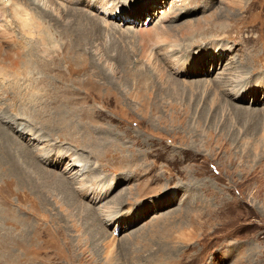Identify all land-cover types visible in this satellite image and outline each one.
I'll use <instances>...</instances> for the list:
<instances>
[{"label":"rangeland","instance_id":"obj_1","mask_svg":"<svg viewBox=\"0 0 264 264\" xmlns=\"http://www.w3.org/2000/svg\"><path fill=\"white\" fill-rule=\"evenodd\" d=\"M109 1L146 13L27 0L0 17V127L45 172L27 189L0 139V264H264V0ZM229 74L261 95L224 92ZM62 149L83 191L70 161L45 163Z\"/></svg>","mask_w":264,"mask_h":264},{"label":"bare ground","instance_id":"obj_2","mask_svg":"<svg viewBox=\"0 0 264 264\" xmlns=\"http://www.w3.org/2000/svg\"><path fill=\"white\" fill-rule=\"evenodd\" d=\"M23 1H25V3L27 2V0H0V17L7 19V14L8 13H13L17 9L18 6H21V4H23ZM32 1L34 3L40 5V6L48 7V6L51 5L50 4L51 0H32ZM155 2H156L155 5L156 4H160L158 2V0H155ZM56 3L58 4V6L55 7V10H57V11L69 9L68 3H75V4H79V5L80 4L81 5L83 4L86 7L94 8L96 10V12L98 13V16L99 15H100V17L102 16V19L101 20L104 23H108L109 21H112V19L115 18V16H118V15H116V12L119 11V10H121V8H122V7H119L118 4L112 3L109 0H100V1H98V0H56ZM153 8H155V7L153 6ZM149 10H150V8H148V11ZM74 11L80 12V10H78V9H74ZM134 13L136 14L135 16L134 15H131V14H134ZM144 13H146V12L143 11V9L140 8V7L137 9L136 12H133V10L131 9L129 13H126L125 9H123L119 13L120 18H117V20H121L122 22L125 21L123 19V17L125 16V14H127L129 21L139 22V20L144 16ZM109 18H111V19H109ZM136 18H138V19H136ZM166 19H167V15L161 13L160 17L158 18L159 24H162V22L165 21ZM138 33L141 34V36H140L141 39H143V38L150 39V35H151L150 33H148L147 35H146V32L145 31L138 32ZM142 34H144V35H142ZM48 39H49V41L53 40V38H50V37H48ZM72 41L74 42V40H72ZM79 41H80V39H79ZM177 46H178V41L171 43L168 48L169 49H171V48L174 49ZM162 50H165L166 51L168 49L167 48L166 49L165 48L164 49H161V52H164ZM65 51H66V48H64V51L62 50V53H64ZM179 62L180 61H176V62L171 63L172 64L171 67L173 69L177 70L178 67L180 66V63ZM202 68L203 67L198 68L197 71L201 70ZM191 73L193 74L194 72H191ZM181 75H184V74H181ZM184 76H188V75H184ZM230 76H232V75L229 74V75H227V77L224 76L221 79L220 89H222L224 92L230 93L231 95L234 96V98L235 97L236 98H239L240 101H242L243 98H246V99H248L250 97L255 98L258 95H261V90L256 93V92H251L250 90L247 91V89L246 90H243V91H245V93L243 91H241L237 95L239 88H237V86H235V85L238 83V81L234 80ZM246 93H247V95H246ZM248 94H251V95H248ZM59 98H61L62 100L64 99V98L59 97L57 95L54 96V100H57ZM58 117H60V116H57L56 118H58ZM22 126L23 125H19L18 127H16V131L18 133V136L21 139H23L24 141H27L28 142V145H30L32 148H38L39 142H41V139L39 137V133L38 132H35V131H33V130L29 129V128H26V127L21 128ZM71 130L72 129H70V131ZM0 139L3 141L4 146H5L4 155L2 157L3 158V164L8 167V169H9L8 172L11 174V176L14 175L17 178V180L22 185L26 186L27 189H29L32 186V183H33L32 182V177L36 173V171L40 170L38 172L45 173L42 168H38V170L35 171L34 168L31 167V165L24 164V163L21 162V156H23V157L26 156V157L30 158L31 157V152H33V151L32 150L30 151L26 146H24L21 142H19L17 139L13 138L9 134H7V133L4 134L1 127H0ZM44 145H48V143L45 142ZM43 146H41L40 149H43ZM35 152H33L34 156H38L37 153H35ZM42 152H44V151H42ZM43 157H41V159ZM69 157H70L71 160H69ZM50 159L53 160V162L50 165H52L53 163H55V165H59V164H62V163H64V166L67 165L68 167H66V168L64 167L65 168L64 169V172L65 173L69 170V165L71 164L70 165V170L68 171L67 175L69 176V179H72L71 181H73V182H74V180L76 182L79 181L78 182L79 185L76 186L77 187L76 189H78L79 191H83L84 190L85 185L82 184L81 181L84 179L83 177L85 176V174L88 173L89 171H88L87 165L84 163L83 160H81L80 158L75 157V156H70L68 152H63V149L60 150V151H57L52 156L50 154H47V157L45 156V159H44L45 160V163L48 164V162H49ZM55 159H58V160L55 161ZM38 160H40V159H38ZM69 161H70V164H68ZM83 173H84V175H83ZM56 180L60 184H65V185L71 184V182L69 183V182H67L65 180H59V179H56ZM22 185H21V187H22ZM93 190L96 193L98 191V189L96 188L95 185H92V186L89 187V191L88 192L91 194V196L93 194ZM94 198L95 197L92 196L91 200L94 201L95 200ZM108 214L109 213H105L102 216L103 217H106L105 219L107 220V222H111L113 220V215H108ZM6 225H11V226H14L15 227V228H13V232L11 234L17 233L18 227H19L18 223H13L11 221V222H6ZM11 234H10V236H11ZM6 237L3 240L6 243H3V245H9V244H11V245H14L15 244L16 245L17 244V240H18L17 238L14 239L13 241L9 242L8 241V238H6ZM3 248H5V246Z\"/></svg>","mask_w":264,"mask_h":264}]
</instances>
